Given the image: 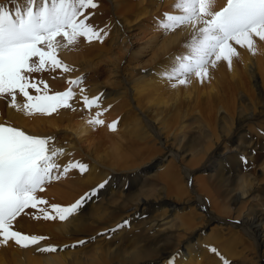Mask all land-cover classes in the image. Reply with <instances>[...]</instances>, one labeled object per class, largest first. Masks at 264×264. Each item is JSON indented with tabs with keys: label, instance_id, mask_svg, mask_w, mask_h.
Segmentation results:
<instances>
[{
	"label": "bare ground",
	"instance_id": "bare-ground-1",
	"mask_svg": "<svg viewBox=\"0 0 264 264\" xmlns=\"http://www.w3.org/2000/svg\"><path fill=\"white\" fill-rule=\"evenodd\" d=\"M3 1L0 0V2ZM8 1L11 4L8 5L7 2L4 5H8L7 8L10 10L17 5L25 6V4L22 5L23 0ZM110 1V6L101 1L106 7L89 8L85 14L91 13L87 22L96 31L100 26L101 19H106V16L107 19L111 18V23L108 24V28L112 31L111 42L120 46L122 54L105 50L106 48L98 46L99 44L96 43H93L92 47L91 45L90 47L89 45L84 46L87 44L84 39H76V43L71 45V48L78 50L73 49V52H65L64 56L68 62L80 68L79 72L86 74L90 70H94L95 65L98 68L100 64L110 63L109 70L104 74L92 71L89 76H86L93 84L90 96L101 98L99 106L102 112L110 113V115L106 114L109 115L108 117L112 116L111 118L114 119V113H118V111H126V115L134 117L135 119L130 123L132 125L131 136L134 140L128 134L116 135L119 139L114 143H109L111 135L95 136L93 130L83 122L86 119L82 121L71 113L65 114L62 107L51 114L25 115L23 105L27 101L22 95L17 97L21 101L20 110L3 107L4 98L0 96V124L15 127L28 135L40 138L54 137L58 132L69 130L71 138H66L68 143H53L54 140L51 139L48 147L62 150L57 157V163L61 170L70 163L79 162L87 165L86 172L81 173L78 168H73L66 175H61L59 179H53L42 191L46 192V195L41 196L36 193L38 198L48 202L47 205L39 207L48 208L50 211L52 204L63 207L70 206L86 193L97 189L103 181L108 183L116 181L118 185L112 189L111 194H113L109 195L107 200L96 204L89 203L88 205L86 203L80 212L73 215L68 221L34 219L33 214H37L36 210L26 209L25 213H22L14 222L15 230L28 235L45 236L47 239L40 242L41 246L52 245L58 251L51 254H40L35 252L34 248L21 250L10 242L7 246H0V264H106L108 261L102 252L103 249L117 255L125 250L129 258L121 257L124 260L123 264H141L152 254L155 256L151 259L153 263L161 262L167 258L171 260L172 264H195L197 255L194 259L192 258L193 254L197 252L199 256L207 255V248L219 238L210 233L201 241L199 240V236L208 226L214 222L218 223L221 228L225 226L224 230H226L228 222L213 216L205 206H202L200 196L195 195V191H193L194 198H190L186 202L183 201L179 205L166 199L163 192L161 197H155L152 191L144 190V185L147 182L145 179L148 176L152 178L157 175L156 173L150 175L149 172L154 169L160 170L164 160L168 162L171 173L164 169L160 173L161 178L177 193L180 192V186H178L180 179L176 175L174 165L177 163L176 167L187 180L191 177L190 174H187V168L183 167L177 159L183 155V152L176 151L174 153L171 144L164 139H159V136L154 139L155 143H152V138L159 131L155 127V121L147 119V116H156L171 111L169 122L171 124L176 119H183L193 114H206L209 116V124L213 126L215 124L214 115H217L221 126L218 130L219 136L216 137L215 148L207 154V166L204 165L202 170L211 171L216 167H224V163L231 155L240 159L236 165L248 162L252 153L258 150L259 144L250 143L251 139H248L246 135L249 133L246 125L255 124L258 133L264 137V41L253 37L254 54L250 53L246 47H240L232 42L238 55L232 59L231 67L223 60L218 61L215 67L209 65L207 77L203 80L197 79L193 75L186 85L177 84L176 87H173L172 82H169L161 74L172 66L174 58L187 53L185 44L191 40L194 31L191 25L181 26L172 31H164L161 28L157 30L140 22L151 14L147 8L151 10L156 6V4L153 6L152 0H137L136 3L125 6L120 5V0ZM36 2L40 1L36 0ZM171 2L176 4L177 0H164L163 6L161 4L157 11L161 8L169 10L170 4L168 3ZM174 5L173 8L171 7L172 10L180 15L181 13L174 8ZM226 5L227 0H214L211 11H221ZM130 14L133 18L125 23H118V19ZM128 23L135 24L128 27L126 25ZM118 24L121 28L117 27L114 31L111 25L116 28ZM147 32L149 33L148 39L145 38ZM137 34H142L141 39L137 45H132L131 40H134ZM132 57H135L136 65L132 64ZM33 60L38 63V58L34 57ZM95 61L97 64L94 63ZM124 63L127 65L124 66ZM129 69L130 72H128ZM35 73L37 72L25 75L30 81L34 80L41 89L45 90V85H47L48 95L64 92L62 84L48 80L42 73L39 74L42 75L43 80H39L41 77L33 79L37 75L39 76L36 74L33 77ZM63 78L67 79L65 76ZM247 82H250L255 88L256 97L246 87ZM28 93L32 96L44 94ZM236 97L239 98L238 105L235 104ZM242 100L246 102L244 106L241 105ZM76 104L81 106L83 102H76ZM235 115L236 126L227 136L225 120H232ZM137 117H140V121ZM90 119H87L88 122ZM109 121L107 124L110 123ZM63 123H66L67 127L60 128ZM123 124L125 125L126 121ZM244 138L249 141V144L246 145L242 141ZM157 152L160 156L155 158L154 154ZM98 169H100L99 173ZM146 170L147 172H145ZM222 171L224 173L222 178L229 180L232 170L224 168L219 173ZM196 188L200 190L202 187ZM134 189L137 191L133 192ZM123 190H126L127 194L120 195L117 199L113 198L117 194L123 193ZM205 190L206 188H204ZM257 192L258 188L254 181L246 185L237 183L236 194L231 198L232 209L235 210L239 203ZM181 194L185 195L186 193L182 192ZM151 197H153L152 200ZM263 198L261 197V201ZM118 200L122 201L117 202ZM192 204H195L203 217L207 219L205 227L195 230L189 217L177 219L178 225L174 229L172 220L164 223L170 217L176 218L179 208L185 209ZM242 217L244 218L241 221L230 223L233 224L231 227L240 231L248 239H254L256 248L260 251V258L264 261V217L250 212ZM102 230H115V240L122 245H110L107 248L105 245H99L103 239H100L102 237L98 233H100L99 231L103 232ZM176 232L185 236V239L177 241L180 236H176ZM81 234H87L86 237L90 238L95 237L92 241L99 240L94 242V247L86 244L87 246H83L86 248L62 252L61 249L64 247L79 245L77 238ZM143 242L146 248L139 249L137 246L140 247ZM199 258L201 259V257ZM209 259L207 258V260Z\"/></svg>",
	"mask_w": 264,
	"mask_h": 264
},
{
	"label": "snow or ice",
	"instance_id": "snow-or-ice-1",
	"mask_svg": "<svg viewBox=\"0 0 264 264\" xmlns=\"http://www.w3.org/2000/svg\"><path fill=\"white\" fill-rule=\"evenodd\" d=\"M213 3L214 0H177L174 8L181 14H166L164 21L158 24L164 31L188 25L194 30L191 40L185 44L187 53L174 58L172 66L161 74L173 87L186 85L193 75L203 80L209 65L215 67L218 61L223 60L231 67L232 59L238 55L232 42L254 54L253 37L264 41V0H227V5L218 12L211 11ZM97 6L94 0H51L50 3L49 0L39 3L25 0V6L17 5L11 10L0 5V96L11 97L10 106H17V92L27 101L23 105L25 115L51 114L69 106L71 89L48 95L45 85L43 95L32 96L27 89L33 88L37 93L40 89L30 83L25 74L42 71L48 64L53 69L62 67L63 71H69L56 58L59 47L56 38L62 36L68 45L74 44L79 36L88 41L99 38V32L87 22L90 16L84 11ZM34 57L38 58V63ZM69 83L75 85L79 81ZM100 100V97L85 96L83 104L91 109L99 107ZM102 114L98 111L97 118L89 122L102 125L103 121L98 119ZM114 128L115 123L109 125L110 130ZM50 140L0 124V246L11 242L21 250L34 248L40 254L56 253L55 246H41L40 242L47 237L21 233L15 230L14 222L26 209L36 210L34 219L68 221L97 194L98 189H94L67 207L52 204L50 211L39 207L48 202L38 198L36 193L43 191L53 179H59L73 168L81 173L87 171V165L79 162L61 170L57 157L62 150L50 149ZM104 186L101 183L98 188Z\"/></svg>",
	"mask_w": 264,
	"mask_h": 264
},
{
	"label": "rangeland",
	"instance_id": "rangeland-1",
	"mask_svg": "<svg viewBox=\"0 0 264 264\" xmlns=\"http://www.w3.org/2000/svg\"><path fill=\"white\" fill-rule=\"evenodd\" d=\"M25 4V0H23ZM40 1V0H38ZM51 1V0H49ZM107 4V6H110L111 1L110 0H94V2L98 6H105L104 3ZM137 0H120V5L125 6L128 4L136 3ZM154 5L156 6L153 9H148V12H151L149 16H146L145 19H143L142 22L146 26L153 27L155 29H160L158 27V24L162 22L163 19H165L166 14L167 15H178L176 14L175 10H172V6L175 4L174 2L168 3L170 4L168 6L169 10L167 8H161L159 11H157V8L161 7V4L163 6L164 0H152ZM11 4L8 0H4L3 2H0V5H4L5 3ZM8 5H5L6 7ZM152 7V6H151ZM172 7V8H171ZM103 10V9H102ZM86 13L88 12V9L84 10ZM115 11V10H114ZM159 14V15H158ZM86 15H91V13H88ZM132 17V14L129 16H124L121 19H118V23H125L127 20H129ZM164 21V20H163ZM111 18L107 19H101L99 21V27L97 29V32L101 34L99 38H93L91 41L86 40L83 36L77 37V40L84 39L87 43L84 46L91 45L93 46V43L99 44L98 46H103L106 48L105 50H112L114 52H119L122 54V51L120 50L119 45L112 44V31L110 28H108V24L110 25ZM135 23H128L126 24L128 27H132ZM112 29L116 31L117 27L118 29L121 28V26L116 25V28H114L113 25H111ZM102 36V37H101ZM142 34H137L135 36L134 40H131L132 45H137L138 41L141 39ZM149 33L147 32L145 34V38L148 39ZM57 43L59 44V47L56 51V58L61 62L62 66H67L68 69H72L71 71H63L61 68H55L53 69L51 65H48L45 67L44 71H39L35 73L33 77L36 76V74L42 73V75L47 78L48 80H54L58 83L62 84L64 87V92L71 89L72 91V97L68 100V107H62V111L65 114H73L74 117L77 119H81L82 121L86 119V121H83L87 124L88 127H90L95 136H102V134L111 135V139L109 143L117 141L119 138L116 135H125L128 134V136L134 140L131 136V130L132 125L130 124L134 117L130 115H126V111H122L118 113H114V119L111 117H108L110 115L109 112L103 111L101 107H92L91 109L85 108L84 104L81 106H78L76 102H83V98L87 96L88 98H92L90 96V93L92 92L93 84L88 79L89 74L92 73V71H98L101 74H104L109 70L110 63L105 62L103 64H100L97 68L95 65L94 70H90L89 72L82 73L79 72L80 68L76 65L70 63L65 58L66 53H70L74 48H71V45L67 44V41L64 40L62 36H58L56 38ZM76 43V42H75ZM74 43V44H75ZM72 44V45H74ZM234 47V46H233ZM78 48V47H77ZM77 51L78 49H74ZM73 50V51H74ZM80 50V49H79ZM70 51V52H69ZM72 51V52H73ZM96 51V50H94ZM93 51V52H94ZM66 52V53H65ZM135 54V51H134ZM62 55V56H61ZM108 56V55H106ZM132 64L136 65L135 57H132L131 60ZM95 64L96 61L94 62ZM72 65V66H71ZM127 64L124 63V66ZM128 67V66H127ZM131 70L129 69L128 72ZM73 72V73H72ZM79 72V73H78ZM68 73H72L71 75H67ZM42 75L39 74L37 77L33 79L43 80ZM63 76L67 77V79H64ZM44 78V79H45ZM46 80V79H45ZM72 80H78L79 83L72 85L69 83V81ZM30 81V79H29ZM30 83L36 84V86L40 89L39 93H45L44 89H41L40 86L34 81L31 80ZM246 87L251 91L252 95L256 97V91L253 85L250 82L246 83ZM83 89V91H81ZM28 92H36L35 89L29 88L27 89ZM48 94V90H47ZM50 95V94H49ZM21 96L19 92L16 93V107L10 106L11 103V97L7 96L5 94L3 96L4 98V106L3 107H10L12 109H19L21 101L20 99H17V97ZM24 98V97H23ZM239 98H235V104L238 105ZM245 100H242L241 105L244 106ZM19 105V107H18ZM115 106V105H113ZM111 107V112L112 108ZM20 110V109H19ZM98 111H101L103 114L98 117V119L103 121L102 125H96L88 122V118H91L90 120L97 118L96 113ZM247 112V110H246ZM109 113V115H106ZM108 117L107 119H105ZM4 118V117H3ZM170 118H171V111L157 114L156 116L148 115L147 119H151L155 121V127L158 128V133H155V136L152 138V143L154 142V139L158 137L159 139H164L165 141H168L174 153L176 151L183 152V155L181 157H177V159L180 161L183 167L187 168V174H190V179H186L184 175H182V172L176 168V175L178 176L179 180V193H177L172 187L169 186V184L161 178L160 173L163 172L164 169H166L168 172L171 173L168 166V162H165V160L162 163V167L160 170H152L149 172V174L156 173L157 175L155 177H147L145 180H147L146 184L144 185V190H150L153 192L155 197H161V194L165 195V198L171 201L176 202L177 204L181 205L183 201H189L190 198H194L195 195L200 196L201 205L205 206L213 216L225 220L227 223L226 230L225 226L220 227L218 223H211L208 228L199 236V240L201 241L202 238H205L208 236V234L212 233V236L219 237L217 241H214L211 246L209 243H207V255H201L199 256L198 253H194L192 258L196 259L195 256L197 255V259L195 260V264H264V261L260 258V251L256 248L254 239L250 240L246 236H244L240 231L237 229H233L231 227L230 223H237L238 221H241L242 216L250 213H253L255 215L260 214L264 217V198L261 201V197H264V137L261 136L258 133L257 128L255 127V124H247L246 127L249 131L248 139H251L250 143H258L259 148L258 150H255L252 153V157L248 162H245L241 165H236L237 162L240 161L239 158H237L234 155H231L229 159L224 163V167H216L209 170H202L203 166H207V154H209L214 148L216 143V137L219 136L218 130L219 127L221 128L218 120V116L214 115V125L211 126L209 124V116L206 114H193L189 117H184L183 119H176L172 121L170 124ZM140 121V117H137ZM89 120V121H90ZM111 120V121H109ZM5 122L4 120H2ZM110 122L107 124V122ZM126 121V124L124 125L123 122ZM115 123L114 130L109 129V125H112ZM227 132L226 135L229 136V134L234 130L236 126V115L233 117L232 120H225ZM183 126V129L181 130V127ZM66 123H63L60 125V128H65ZM69 130H64L62 132H58V134L54 137H50L53 141V143H68V140L66 138H71ZM89 132L87 131V134ZM113 136V137H112ZM115 136V137H114ZM73 138V136H72ZM127 139V138H126ZM246 145L249 144V141L244 138L242 140ZM73 143V141H72ZM108 143V141H106ZM252 145V144H251ZM250 145V147H251ZM210 148V149H209ZM155 158L159 157V152L154 154ZM228 168L231 169V176L229 180H224L222 178V175L224 174L219 173L220 170ZM234 168V169H232ZM192 171V172H191ZM100 172V169H98V173ZM147 172V170L145 171ZM217 172V174H215ZM153 176V175H152ZM144 180V182H145ZM255 182L256 186L258 188V192L255 194L250 195V197L247 200H243L239 205L236 206L235 210L232 209L233 205L231 203V198L236 194V185L237 183H240L241 185H246L249 182ZM102 183L105 184L103 188H97V194L96 196L92 197L90 200H88L87 204L89 203L96 204L98 202H102L104 200H107L109 195H112V189L118 185L116 181L108 183L107 181H103ZM202 187L197 189L196 187ZM194 187V188H193ZM204 188L206 190L204 191ZM124 192L121 194H117L114 196V199H117L118 196H124L127 194L126 190H123ZM137 189H134L133 192H136ZM193 191L195 193L193 194ZM185 192V195H182L181 193ZM38 194L41 196L46 195L47 193L38 191ZM115 193V192H114ZM189 196V197H188ZM107 197V198H106ZM163 197V196H162ZM81 198V197H80ZM151 200L153 197L150 198ZM122 200H118L117 202H121ZM146 217V216H145ZM144 217V218H145ZM184 217H189L191 220V223L194 226L195 230L201 229L207 225V219L203 217L201 214V211L198 210L195 206V204L188 205L185 209L179 208L176 213V218L173 219V217L168 218L164 223H168L172 220L173 229L178 225L177 219H184ZM249 217V216H248ZM131 228L129 227V230ZM105 230V229H104ZM103 231V230H102ZM98 235L103 239L99 245H105V248H107L110 245H122L117 242L116 239V231L115 230H109V231H99ZM136 232V231H135ZM176 236H180V238L177 239V241H183L185 239V236L182 234H179V232H176ZM139 234V233H135ZM216 234V235H215ZM87 234H81L78 239L79 245H73L71 247H64L62 249V252L67 251H76L79 249H83L86 247H83L84 245H92V247L95 246L94 242L92 241L95 237H86ZM151 235V233H150ZM83 241V243H80ZM136 245V244H135ZM141 246H137L139 249H145L146 246H144V242L140 244ZM206 245V244H202ZM87 246V245H86ZM89 247V246H88ZM91 247V248H92ZM258 251V252H257ZM104 253L105 259L108 261L106 264H123V259L121 257H125L126 259L129 258V256L125 253V250L120 254H111L108 250H102ZM206 256V257H205ZM209 256V257H208ZM155 256L152 254L149 258H146L142 261L141 264H170V259H165L158 263L151 262V259H153ZM201 257V259L199 258ZM207 258L209 260H207ZM256 258V259H255ZM257 260V262H256ZM198 261V262H197ZM204 261V262H203ZM210 261V262H209ZM216 261V262H214ZM197 262V263H196ZM203 262V263H202ZM172 264V263H171Z\"/></svg>",
	"mask_w": 264,
	"mask_h": 264
}]
</instances>
